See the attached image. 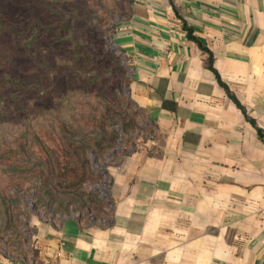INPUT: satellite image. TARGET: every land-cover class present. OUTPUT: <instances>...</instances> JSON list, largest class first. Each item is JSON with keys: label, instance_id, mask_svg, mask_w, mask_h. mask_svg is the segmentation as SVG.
Returning a JSON list of instances; mask_svg holds the SVG:
<instances>
[{"label": "crops", "instance_id": "1", "mask_svg": "<svg viewBox=\"0 0 264 264\" xmlns=\"http://www.w3.org/2000/svg\"><path fill=\"white\" fill-rule=\"evenodd\" d=\"M131 2L114 44L145 128L107 213L35 216L33 255L0 264H264V0Z\"/></svg>", "mask_w": 264, "mask_h": 264}, {"label": "rangeland", "instance_id": "2", "mask_svg": "<svg viewBox=\"0 0 264 264\" xmlns=\"http://www.w3.org/2000/svg\"><path fill=\"white\" fill-rule=\"evenodd\" d=\"M131 4L0 0V259L33 255L35 216L107 213L106 168L145 128L129 98L128 63L114 44ZM104 122L116 137L106 157L94 148L81 155L65 148L91 144ZM54 168L68 176L49 182ZM86 169L91 179L80 183ZM87 195L97 197L92 205L84 204Z\"/></svg>", "mask_w": 264, "mask_h": 264}, {"label": "trees", "instance_id": "3", "mask_svg": "<svg viewBox=\"0 0 264 264\" xmlns=\"http://www.w3.org/2000/svg\"><path fill=\"white\" fill-rule=\"evenodd\" d=\"M187 30V34H188V38L191 40V41H194V42H197V39L195 37H193L192 35V31L190 29H186ZM206 52H208L206 49H205ZM106 56L107 57H110V54L109 53H106ZM212 61V59H211ZM119 117V116H118ZM106 121V120H105ZM106 122L102 123V125H100L98 127V133H94L92 135L95 134V137L93 138V141H89V143L91 144H81L82 143V140L80 141V147H74L73 145L71 144H66L65 148L68 150L69 153H71L72 155H81V154H84L85 150L86 149H92L94 148L96 152H98L99 154H106L107 151L112 147V145L114 144L115 140H116V137L113 135V134H108L106 131H105V128H106ZM259 135L264 138V133L262 131H258ZM75 136V135H72V137ZM67 142H71V139H68ZM86 142V140L84 141ZM108 144V145H107ZM64 155V154H63ZM107 155V154H106ZM105 155V157H106ZM111 155V154H110ZM60 157L58 156L56 158L57 160V164L60 165ZM84 170V169H83ZM51 175V180L49 182H53L52 179H54V176H57L58 178H66L68 176L67 173H65V171H63V168H61L60 170H58L57 168H54V169H51L50 170V174ZM87 175V176H86ZM85 176V178H84ZM91 173L89 171V169H86L82 176L80 178L82 179H78L80 181V183H83L84 181L86 180H90L91 179ZM57 177L55 179H57ZM69 181V180H67ZM50 185H45V188H48ZM58 186V187H57ZM61 186L59 185H56L55 188H59ZM68 188H71V189H74L76 188L75 185H70L68 186ZM89 197V199L87 200V202H84V204H89L92 205L93 204V198H97V197H92V195H87ZM83 197V196H82ZM80 197V198H82ZM46 198L47 200L43 199V202H46L47 204H49L50 202H52V200H50V196H49V193H46ZM98 204H100V207L102 206L103 207V202L101 200L98 201ZM102 204V205H101ZM90 212H92V209L89 210ZM97 217V216H96Z\"/></svg>", "mask_w": 264, "mask_h": 264}]
</instances>
